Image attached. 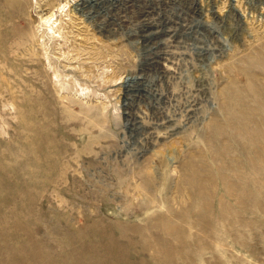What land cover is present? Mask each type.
I'll return each mask as SVG.
<instances>
[{"label": "rangeland", "instance_id": "1", "mask_svg": "<svg viewBox=\"0 0 264 264\" xmlns=\"http://www.w3.org/2000/svg\"><path fill=\"white\" fill-rule=\"evenodd\" d=\"M263 63L264 0H0V264H264Z\"/></svg>", "mask_w": 264, "mask_h": 264}, {"label": "bare ground", "instance_id": "2", "mask_svg": "<svg viewBox=\"0 0 264 264\" xmlns=\"http://www.w3.org/2000/svg\"><path fill=\"white\" fill-rule=\"evenodd\" d=\"M131 1H132V0H131ZM83 3H84V2H83ZM88 5H89V4H88ZM92 5H93V4H92ZM86 6H87V5H86ZM90 6H91V3H90ZM118 6H119V5H118ZM138 6H139V5H138ZM87 8H88V7H87ZM140 8H141V7H140ZM89 9H90V8H89ZM83 11H84V10H83ZM107 12H108V11H107ZM112 15H113V14H112ZM50 17H51V15L46 16V20L49 21ZM92 19H93V18H92ZM104 19H106V18H104ZM106 21H107V20H106ZM107 22H108V21H107ZM237 31H238V30H237ZM239 34H240V33H239ZM19 39H20V38H19ZM262 49H263V48H262ZM261 53H262V52H261ZM147 58H148V57H147ZM259 63H260V60H259ZM261 63H262V62H261ZM261 63H260V64H261ZM260 64H259V65H260ZM263 64H264V63H263ZM24 68H25V67H24ZM250 77H251V76H250ZM250 77H249V78H250ZM247 80H248V79H247ZM257 88H258V87H257ZM261 89H263V88H261ZM230 90H231V88H230ZM232 90H233V89H232ZM259 90H260V89H259ZM260 91H261V90H260ZM231 92H232V91H231ZM133 95H134V94H133ZM231 95H232V94H231ZM233 95H234V94H233ZM233 95H232V97H233ZM238 95H239V94H238ZM262 95H263V94H262ZM227 96H228V95H227ZM228 98H230V97H228ZM245 99H246V98H245ZM228 103H229V102H228ZM247 117H248V115H247ZM250 117H252V116L250 115ZM254 117H255V116H254ZM254 117H253V118H254ZM252 120H253V119H252ZM258 122H260V121H258ZM253 165H254V164H253ZM235 168H236V167H235ZM227 170H229V169H227ZM219 176H220V175H219ZM224 184H225V183H224ZM225 187H226V186H225ZM206 193H207V192H206Z\"/></svg>", "mask_w": 264, "mask_h": 264}]
</instances>
